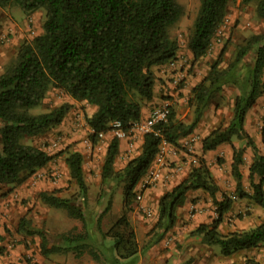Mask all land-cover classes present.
Masks as SVG:
<instances>
[{
  "label": "trees",
  "instance_id": "trees-1",
  "mask_svg": "<svg viewBox=\"0 0 264 264\" xmlns=\"http://www.w3.org/2000/svg\"><path fill=\"white\" fill-rule=\"evenodd\" d=\"M232 1L200 0L188 40L194 61L207 56ZM255 2L257 15L264 18V0ZM10 6H18L27 15L44 10L46 16L43 33L24 42L8 69L0 75V187L22 186L29 175L59 158L67 166L69 180L78 188V194L71 197L62 196L61 189L39 192L43 204L64 209L70 218L82 224L81 230L73 228L59 234V243L51 247L42 236L40 251L44 256L70 253L80 258L87 253L97 264H120L121 260L136 258L141 250L131 221L137 206L136 187L152 167L161 143L177 145L181 138L192 134L204 109L228 86L239 91L232 118L204 137L202 151L231 144L233 138L243 140L253 152L248 167L249 187L247 190L243 187L245 149L232 147L235 195L264 209V153L245 130L248 112L264 96V33L250 36L224 68L221 65L226 48H223L207 75L191 90L188 99L194 109L191 122L179 119L170 107L167 119L156 124L153 132L143 135L139 153L121 168L116 166L119 139L116 136L111 139L104 155L101 179L102 183L111 180L123 186V203L117 218L104 230L102 221L112 210V196L104 210L91 220L75 205L76 201L87 205L83 154L66 149L52 156L26 143L60 126L72 105L64 102L45 112L33 114L32 111L42 106L47 93L55 88L96 109L86 119L95 131L94 143L99 134L111 130V123L118 122L123 130H129L133 122L142 118V108L154 97V69L177 57L179 44L171 31L182 19L184 7L177 0H0V8ZM251 50L255 52L254 64L245 69L244 62ZM262 134L264 144V127ZM196 190L208 195L218 216L197 226L192 236L208 247H219L223 257L264 245V219L250 229L228 233L220 230L225 215L233 209L234 199L221 192L209 166L200 157L198 166L190 170L187 178L160 198L157 221L147 232L151 236L146 248L155 245L174 227L177 209L184 205L188 192ZM17 232L23 236L36 234L25 218L20 220ZM157 233L160 234L156 240ZM243 264L261 263L250 257Z\"/></svg>",
  "mask_w": 264,
  "mask_h": 264
},
{
  "label": "rangeland",
  "instance_id": "rangeland-1",
  "mask_svg": "<svg viewBox=\"0 0 264 264\" xmlns=\"http://www.w3.org/2000/svg\"><path fill=\"white\" fill-rule=\"evenodd\" d=\"M177 1L184 7V15L172 29L171 35L178 41L179 51L175 60L154 69L156 76L154 97L142 109L149 107V116L155 108L173 107L179 119L189 123L194 117V109L188 101L191 90L207 75L210 65L217 59L223 48L226 50L222 58V68L234 59L237 48L244 44L250 36L264 33V18L257 15L255 0L247 4L244 3V0L232 1L224 22L212 38L207 56L194 61L188 49V40L198 15L200 0ZM45 16L44 10L27 15L18 6L0 8V75L8 69L15 59L19 47L24 42H30L43 33ZM254 59L255 52L251 50L245 59L244 68L253 66ZM238 94L237 88L228 86L211 101L204 109L201 117V122L203 121L201 136L210 124L212 128L215 126L217 128L226 125L231 120L234 99ZM64 102L70 103L72 108L62 124L43 136L26 140V143L40 147L52 156L66 149L79 151L83 154L88 187L87 205H83L81 201H76L75 205L83 209L88 219L91 220L104 210L108 198L112 196V210L102 221V228L107 230L121 212L123 203V186L111 180L102 183L101 179L104 155L108 143L115 137L113 123L110 124L111 130L99 134L94 143L92 138L93 135L96 136L95 131L87 124L86 119L91 117L96 109L85 102H77L71 99L64 92L55 88L47 93L42 106L34 109L32 113L48 111ZM147 117L133 122L129 130H124L126 137L119 139L120 143L125 144L124 155L116 161L117 168H121L132 156L139 153L140 144L138 146L137 144L140 143V138L144 135L139 128ZM1 126L2 123L0 122V128ZM169 148L174 152H182L187 155L188 159L192 160L193 167L198 166L199 158L202 157L192 154L185 143H177V145H171ZM214 158H219V161L216 162L218 166L223 165L222 157L215 155ZM174 164L172 161L168 162L169 167L174 168ZM28 178L32 180L30 183L28 180L27 183L29 184L25 186L26 191H34H27V195L18 194L19 191L15 189L20 188V186L15 188L12 186L0 187V210H2L0 213L4 216L8 210V215L11 216L10 222L3 225L9 236L3 238L0 236V264H6V257L12 249L18 247V244L22 245L19 253V264H97L87 253L76 258L70 253L44 256L40 251L42 236L46 238L48 246L51 247L59 243V234L73 228L81 230L82 227L81 222L70 218L64 209L49 207L38 198L39 192L42 190L53 191V188L61 189L62 196L71 197L78 194L76 184L69 180L68 169L64 160L56 158L48 166L37 170ZM37 185L39 186L37 187ZM141 202L136 199L137 206L131 217L132 224L137 229L140 253L136 258L121 260L120 264H201L204 261L208 252H204L199 244H195L196 242H187V239L189 240L192 235L185 234L184 238L179 240L180 242L173 240L172 243L168 241L164 243L168 237L170 238L169 232L159 239L160 233H157L156 240H158L152 246L154 248H146L145 245L151 236L147 232L157 221V209L155 202H152L147 209L141 207ZM194 212L195 209L191 211L192 214ZM202 212L205 213H200L202 218L206 216V219H216L218 216L214 204L211 207H203ZM6 215L5 217L8 218ZM22 218L29 221L30 229L34 230L36 234L23 236L17 232ZM263 219L264 209L247 200L237 198L234 200L233 209L225 215L220 230L226 233L227 230L236 226H241L239 229H250L258 225ZM176 235L178 236V234ZM4 240H7L9 245L14 244L13 247L8 248L3 245ZM190 244L191 251L187 252L185 246ZM215 248L219 250V247ZM251 251L256 254L252 257L264 264V245L253 248ZM209 253L210 256H214L218 264L228 262L229 264H243L244 257L248 254L239 252L231 257H223L215 255L214 251Z\"/></svg>",
  "mask_w": 264,
  "mask_h": 264
},
{
  "label": "crops",
  "instance_id": "crops-1",
  "mask_svg": "<svg viewBox=\"0 0 264 264\" xmlns=\"http://www.w3.org/2000/svg\"><path fill=\"white\" fill-rule=\"evenodd\" d=\"M149 109H150L149 107L148 108L145 107L144 109H142V119H144L148 116ZM263 117H264V96L260 97L258 99L256 105L252 109H250V111L248 112V114L246 116V120H245L246 132L252 137L254 143L260 149V152H262V153H264V144L262 142L263 134L261 132V129L264 126ZM202 127H203V121L201 122V120H200L195 131L192 134L188 135L187 137L181 138L178 141V144L179 143H185V145L187 146V149H190L192 154L202 156L203 159L206 161V164L209 166L214 179L216 180L217 184L219 185V187L221 189V192L229 195L232 199L235 200V199H237L236 195H235V182H234L232 175H231V164H232V155H233L232 147L245 149L244 165L242 167V174L244 176L243 187L245 190H247L249 187L248 167L251 164L252 158H253L252 149L250 147H246V144L243 140L233 138L231 144H222L216 150L208 151V152L204 153L202 151V140L216 126L212 128L211 124H210L208 126V128L204 130V134L201 136L200 133H201ZM139 142L140 143H138L137 146L140 144V147H141L142 142H143V136H141ZM124 146H125L124 143H120V152H119V155L117 157V161L124 155ZM170 146L171 145H168L166 147L167 152L165 153V155L163 156L161 161H158L157 157L155 158L152 167L148 170L146 175L141 179L138 186L136 187L137 193L138 192L143 193V200L141 202L142 208H144V207H145V209L149 208V206L152 202H155L156 207H157V204H158L160 198L166 192L171 191L176 185H178L184 179H186L190 170L192 168H194L193 164H191L192 160H189L187 155L183 154L182 152L177 153V152L170 150V148H169ZM215 155H217V157L218 156L222 157V159L224 160L223 165L218 166L216 164V162L219 161L218 160L219 158L215 159L214 158ZM214 160H216V161H214ZM169 161L174 162L175 163L174 168H178V169H174L173 167H169V165H168ZM123 166L124 165H122V167ZM151 171L157 172L159 174V179L151 187L143 190L142 189L143 182L146 180L147 175ZM259 179L260 178L257 177L256 181H259ZM31 180L32 179L29 180V183ZM27 182L25 184H23L22 186H20L21 189L20 188L15 189L16 191H19L18 192L19 195H27L28 190L26 191V187H25L26 184H29ZM38 186L39 185H37V187ZM53 189L56 190L55 188H53ZM29 191L31 192L34 190H29ZM42 191H46V190H42ZM212 205H213V203H212L211 199L203 191L196 190V191L188 192L186 200L184 202V205L181 206L180 208H178L176 211V217H177L176 223H175L174 227L168 233V236H170V238L168 237L169 240L167 239L166 241H164V243H166L167 241L169 243L170 242L172 243L173 240L179 241L180 239L184 238L185 234L191 235L192 231L195 230V228L197 226H199L200 224L210 223L212 220H214L215 218L214 219L213 218L206 219V216H204V218H202V216L200 215V213L205 214L204 212H202L203 207H207V206L211 207ZM194 209H195V212L192 214L191 211H193ZM0 211L2 212V210H0ZM8 213H9L8 210H6V212L4 213V216H2L0 213V236L2 238L4 236H6V237L9 236V234H7L8 231H6L3 228L4 227L3 225L5 223H9L11 220V216H10V214L8 215ZM5 215L8 216V218H6ZM239 227H241V226H236V227L230 228L229 230H227L226 233L232 232L234 230H243L242 228L239 229ZM220 229H221V227H220ZM136 232H137V229H136ZM146 232H147V230H146ZM176 234H178L179 237ZM6 239L9 240V238H6ZM7 240H4L2 242L3 245H5L8 248H12L14 244L9 245ZM189 241H192L193 243L196 242L195 244H199L200 245L199 247H201L204 250V252H208V255L206 256V258L204 259V261L201 264H218V262L216 261L214 256L209 255L210 254L209 252L214 251L216 253L215 255L220 256L219 250H216L215 247H208V246L202 244L200 239L195 238L194 236H190L189 240L187 239V242H189ZM17 246L18 247L16 249H12L10 251L8 257H6V264L7 263L19 264L18 263L19 257H20L19 253H20V247L22 245L18 244ZM190 247H191V244L185 246L187 252L191 251ZM152 248H154V247H152ZM211 248H212V250H211ZM251 250L252 249L241 251L242 253H248L247 255H245L244 259L250 258V257H252V255H256V254H254L255 252L251 251ZM151 259H153L152 256H151ZM139 261L141 262L142 260L140 259ZM226 264H229V262Z\"/></svg>",
  "mask_w": 264,
  "mask_h": 264
},
{
  "label": "built area",
  "instance_id": "built-area-1",
  "mask_svg": "<svg viewBox=\"0 0 264 264\" xmlns=\"http://www.w3.org/2000/svg\"><path fill=\"white\" fill-rule=\"evenodd\" d=\"M170 112V108L167 106H164L162 108H155L153 109L149 116L147 117V119L145 121L142 122V124L140 125V130L143 134L146 133H151L153 132L154 127L156 126V124H158L159 122L165 121L169 115ZM113 128H114V133L115 136L118 139L121 138H125L126 134L124 133V130L121 127V124L118 122H114L113 123ZM133 145V144H131ZM169 144L166 141H163L160 145L159 148V153L157 155V160L161 161L163 156L165 155L166 151V147ZM159 179V174L155 171H151L148 175L146 180L143 182V186L142 189L145 190L146 188L151 187L153 184H155L157 182V180ZM136 199L138 201H142L143 200V193L142 192H138Z\"/></svg>",
  "mask_w": 264,
  "mask_h": 264
}]
</instances>
